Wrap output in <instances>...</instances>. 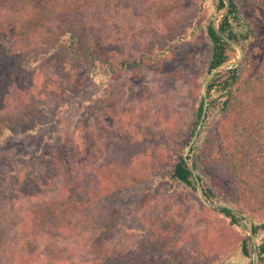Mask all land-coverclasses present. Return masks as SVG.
Returning a JSON list of instances; mask_svg holds the SVG:
<instances>
[{"label": "trees", "instance_id": "16d2710c", "mask_svg": "<svg viewBox=\"0 0 264 264\" xmlns=\"http://www.w3.org/2000/svg\"><path fill=\"white\" fill-rule=\"evenodd\" d=\"M122 1L138 7L148 24L159 32L167 33L169 39L161 45L148 47V50L137 56L119 58L100 42L83 40L63 22L64 19H70L92 8L114 10ZM244 1L246 5L242 0H231L229 12L219 21L220 29L244 49L243 60L238 66L218 73L210 82L207 116L189 157L209 200L227 201L251 215L261 264H264V74L253 71L256 62L250 41L257 35L258 26L247 15L249 8L264 12V0ZM198 4L196 16L186 17L181 10L180 0H0V58L28 59L32 66L42 63L50 54L65 51L66 70L71 71L76 65L88 68L91 79L100 86L96 94L98 98L106 96L107 91H103L109 89L112 80L129 71L139 74L145 67L159 63L164 57L173 56L177 45L196 36H200L209 45L208 57L189 83L193 108L186 141H183V147L180 143L176 146L167 144L168 148L156 145L155 150L151 149L157 153L154 164H150L148 160L131 163L118 159L109 160L106 164L98 163L93 167L95 163L91 157L100 150H96L98 146L85 147L83 152H78L76 148L77 158L73 161L66 159L64 154L61 158L51 147H47V150L38 147L27 151L23 144L18 156L23 155L31 160L33 164L29 167L33 169H28L26 163L18 164L10 156L12 152L7 153L8 150L3 149V146L8 145L10 140L26 139L28 133L37 134L39 130L36 129L37 126L29 127L34 121L33 106L21 109L26 110L22 114L10 112L27 104V100L26 95H14L20 85L17 81V68L9 66L10 61L0 62V189L7 187L13 190L20 195L17 201L22 198L33 200L43 195L44 198L35 201L29 209L31 214L38 217L29 214L28 219L25 218L30 232L40 228L43 234L77 236L94 230L97 228L95 218L98 214L96 208L89 209L92 205H99L104 195L116 198L124 188L149 178L157 182L163 177H169L178 185L199 195L196 181L183 160V154L201 119L202 89L207 77L215 67L235 57L237 51L212 26L213 18L225 5V1L198 0ZM48 33L52 36L49 39L51 47L46 52L35 54L38 44L44 46ZM13 99H19L16 105L12 102ZM90 103L91 101H85L82 105H74L82 111ZM163 118L157 121L158 125L161 123V127L165 125L164 122H168L167 118ZM25 124L27 128L22 130ZM159 138L160 136H155L153 139L158 141ZM143 147L144 145L142 149ZM151 150L148 152L151 153ZM167 150L173 151L174 159L166 167L162 163L165 162ZM18 156L16 154L15 158ZM58 159L64 162V175L68 182L58 183L55 196L46 197L45 189L56 186L54 183L61 174L56 165ZM220 175L230 181L231 192L228 198L223 196L222 186L216 180ZM92 191L99 196L98 201L90 199ZM203 213L213 222L224 220L226 226L217 227L215 237L199 242L197 251L202 254H198L199 259L192 264H225L222 263L223 260L220 263V259L232 243L237 244L236 250L240 258L234 257L228 264H254L247 220L226 208L204 205ZM76 214L79 215V220L74 219ZM172 214L166 210L157 215L154 222L157 229L166 231L176 223L177 218ZM117 227H121L120 224L112 226L115 229ZM3 233L0 221V249ZM157 249L164 264H182L173 254L186 256L179 250H171L169 254L165 246L159 244ZM16 256L15 254L14 257ZM105 264L151 263L138 258L136 254L112 248Z\"/></svg>", "mask_w": 264, "mask_h": 264}, {"label": "rangeland", "instance_id": "374dc122", "mask_svg": "<svg viewBox=\"0 0 264 264\" xmlns=\"http://www.w3.org/2000/svg\"><path fill=\"white\" fill-rule=\"evenodd\" d=\"M128 3L122 1L114 10H84L63 22L83 40L100 42L119 58L137 56L148 50V47L161 45L169 39L167 33L159 32L148 24L138 7ZM242 3L246 5L244 0ZM180 6L186 17H194L199 4L198 0H180ZM247 15L258 26L257 35L250 41L256 62L253 71L264 74V12L249 8ZM51 37L48 33L44 46L38 44L35 49L37 52L34 53L48 51L52 45L49 40ZM208 47V43L200 36L177 45L173 56L164 57L159 63L145 67L139 74L129 71L112 80L109 89L103 91H107L106 96L101 98L96 96L100 86L93 82L88 68L76 65L71 71L66 70L65 51L50 54L42 63L32 66L28 59L0 58V62L10 61L9 66L17 68V81L21 89L15 91L14 95H26L27 100V104L10 112L22 114L26 110L21 109L33 106L32 117L35 122L32 121L29 127L37 126L39 130L37 134L28 133L26 139L10 140L3 149L8 150L7 153L12 152L10 156L18 164H28L30 170L33 169L29 167L33 164L31 160L23 155L18 156L24 146L27 151L51 147L61 158L64 154L66 159L73 161L77 158L76 148L78 152H83L85 147L98 146L96 150H100L91 157L95 163L93 167L118 159L131 163L148 160L154 164L157 153L151 149L155 150L156 145L167 147L170 143L172 146L180 143L183 147L182 143L186 141L193 108L189 83L208 57ZM18 100H12L14 105ZM85 101L91 103L82 111L74 105H82ZM163 117L168 122H164L165 125L161 127L157 121ZM155 136H160L158 141L153 139ZM164 138L166 141H162ZM165 152V162L162 164L167 167L173 161L174 154L172 150ZM16 154L18 157L15 158ZM56 165L61 174L54 183L56 186L45 189L46 197L55 196L58 183L68 182L62 159H58ZM163 178L157 182L150 178L141 180L124 188L116 198L104 195L99 205L89 208H96L97 228L77 236L43 234L40 228L31 231V234L25 218L28 219L29 214L36 217L29 212L30 205L43 199V195L33 200L22 198L17 201L20 195L13 190L7 187L0 189V221L4 228L0 264H105L112 248L136 254L151 264H164L158 256L157 244L165 246L169 254L171 250L184 252L186 256L171 254L177 256L182 264L194 263L199 259L198 254H202L197 251L199 242L215 237L218 233L216 228L226 226L225 221L208 220L203 213L205 204L199 195L169 177ZM216 180L222 186L223 196L230 197V181L224 179V175L218 176ZM90 194L91 200L98 201L99 196L95 192ZM166 210L172 212L177 221L165 231L157 229L154 222L156 216ZM74 219L79 220V215L76 214ZM118 224L121 227L112 228ZM236 249L237 244L232 243L220 263L223 260L222 263L228 264L230 259L240 258Z\"/></svg>", "mask_w": 264, "mask_h": 264}, {"label": "water", "instance_id": "95a60500", "mask_svg": "<svg viewBox=\"0 0 264 264\" xmlns=\"http://www.w3.org/2000/svg\"><path fill=\"white\" fill-rule=\"evenodd\" d=\"M225 1V5L220 8L218 10V12L216 13L215 17L213 18L212 21V26L215 30V32L223 38V40H225L228 44H230L233 48L238 50V55L226 62L221 63L220 65H218L217 67L214 68V70L209 74V76L207 77L204 85H203V89H202V95H203V112L201 115V119L197 125V128L194 131V134L191 138V141L189 142L184 154H183V160L186 163V165L188 166V168L190 169L191 173L194 176V179L196 181L197 184V189H198V193L200 196V199L202 200V202L209 206V207H217V208H226L229 209L237 214H239L240 216L244 217L247 220V230H248V235L251 239V243H252V247H253V255H254V264H261V257L258 251V244H257V238L255 236L254 233V223L252 218L250 217V215H248L247 213L243 212L242 210H240L238 207H236L235 205H232L228 202H223V201H212L209 200L206 196L204 187L202 185V182L200 180V177L197 173V170L193 164V162L191 161L189 155L192 151V148L195 144V141L197 140L206 116H207V111H208V106H209V95H208V89H209V84L210 82L215 78V76L220 73L221 71H224L228 68H231L233 66H238L244 57V49L242 48L241 45H239L235 40L231 39L227 34H225L219 27V21L222 18V16H224L225 14H227L231 8V0H224Z\"/></svg>", "mask_w": 264, "mask_h": 264}]
</instances>
